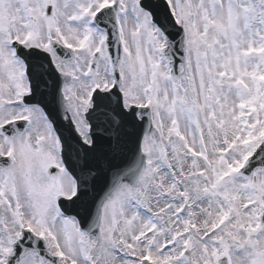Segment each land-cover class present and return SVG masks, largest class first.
I'll return each instance as SVG.
<instances>
[{"label":"snow or ice","instance_id":"snow-or-ice-1","mask_svg":"<svg viewBox=\"0 0 264 264\" xmlns=\"http://www.w3.org/2000/svg\"><path fill=\"white\" fill-rule=\"evenodd\" d=\"M0 264H264V0H0Z\"/></svg>","mask_w":264,"mask_h":264}]
</instances>
